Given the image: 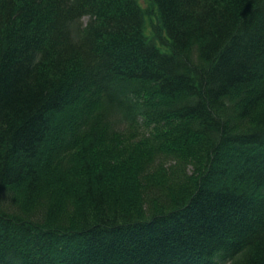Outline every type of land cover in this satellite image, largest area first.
Instances as JSON below:
<instances>
[{"label": "trees", "instance_id": "16d2710c", "mask_svg": "<svg viewBox=\"0 0 264 264\" xmlns=\"http://www.w3.org/2000/svg\"><path fill=\"white\" fill-rule=\"evenodd\" d=\"M144 1L0 0V264H264V0Z\"/></svg>", "mask_w": 264, "mask_h": 264}, {"label": "rangeland", "instance_id": "374dc122", "mask_svg": "<svg viewBox=\"0 0 264 264\" xmlns=\"http://www.w3.org/2000/svg\"><path fill=\"white\" fill-rule=\"evenodd\" d=\"M142 7H146L147 3L144 0H139ZM84 22H86V19H84Z\"/></svg>", "mask_w": 264, "mask_h": 264}]
</instances>
